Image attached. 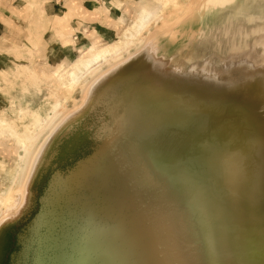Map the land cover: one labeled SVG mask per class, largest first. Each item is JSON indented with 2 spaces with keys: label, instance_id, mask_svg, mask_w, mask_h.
Here are the masks:
<instances>
[{
  "label": "bare ground",
  "instance_id": "1",
  "mask_svg": "<svg viewBox=\"0 0 264 264\" xmlns=\"http://www.w3.org/2000/svg\"><path fill=\"white\" fill-rule=\"evenodd\" d=\"M249 2L225 0L221 3V10L225 16L234 9L246 7ZM148 12L143 11L137 26L125 29L123 36L127 41L121 48L112 44L110 55L104 48L94 50L99 56L95 62L89 55L84 57V70L74 82L81 80L79 88L87 91L85 109L75 112L57 101L52 105L51 113L38 119L35 135L37 138L44 136L45 147L39 154L32 149L16 189L7 187L4 192L10 195L0 199V207L6 204L0 210V220L4 221L0 224V264H9L19 255L21 245L31 231L33 217L42 204L43 194L45 200L57 195V213L62 220L66 195L58 193L61 183L76 175H94L99 171L96 170L98 167H110L115 153L124 157L140 150L153 152L160 162L163 161L166 172L172 174L175 183L170 184L175 189L180 188L178 197L190 220L187 230L194 241L203 239V244L205 242L200 253L206 258V264H264V90L258 88L264 80L248 77L250 74H246L244 67L237 71L226 68L219 80L217 74L196 73L194 69L174 72L157 68L149 74H141L144 72L141 61L151 56L158 43V39L151 37L154 35L152 27L166 19L163 10L152 12V15ZM146 30H151L150 36L147 38V33L144 44L134 47V36ZM151 39H156L157 43ZM103 53L108 57H100ZM104 85L105 89L101 90ZM111 90L118 93L114 100L119 104L117 112H113L115 115L107 122L110 126L95 129L97 122L92 127L90 122L91 113L97 109L93 107L99 102H107L104 93ZM96 91L97 97L94 98ZM148 99H159L164 103L155 112L143 113L137 132L129 135L122 126L131 115L132 102ZM157 114H162V119L157 120ZM9 127L4 119H0L1 131ZM145 130L147 134H144ZM13 134L16 136V131ZM224 151L232 153L243 170L242 183L234 195L214 171V161ZM193 170L199 173L191 177ZM27 182L33 188L31 197ZM155 182L161 185L159 181ZM87 187L81 181L75 190L82 192ZM18 194L20 205L11 213L10 202ZM201 201H211L219 214L215 225L223 234L215 237V242L218 249L226 250L220 262L210 258L208 229L202 225L197 212ZM23 205H26L24 212L21 210L15 215ZM148 205L151 209L152 204ZM141 211L148 213L147 205L141 204ZM66 212L71 214L70 210ZM16 218L20 220L17 222ZM193 218L195 221L191 223ZM177 227H173L175 232ZM27 247L29 250L34 248L33 242ZM178 247L182 250V264H195L197 254L188 251L192 257L183 245ZM173 250L175 252L176 247L161 248L170 264H176L169 253ZM29 259H34V253H29Z\"/></svg>",
  "mask_w": 264,
  "mask_h": 264
},
{
  "label": "rangeland",
  "instance_id": "2",
  "mask_svg": "<svg viewBox=\"0 0 264 264\" xmlns=\"http://www.w3.org/2000/svg\"><path fill=\"white\" fill-rule=\"evenodd\" d=\"M138 1L140 10L134 18L126 20L121 17L123 24L107 37L92 34L93 39L87 37L78 44L74 42L73 55L70 46L62 48L57 45L58 37L65 43L71 42L77 35L69 39L61 31L57 33L51 29L45 32L43 17L37 13L32 14L27 30L21 31L16 27L10 33V42L8 38L3 41L6 43L0 42V119L10 125L8 130H0V199L10 195L4 192L7 187L16 189L32 149L39 154L45 147L44 136L37 138L35 135L39 127L38 119L51 113L52 105L57 101L63 107L76 108L75 112L85 109L87 91L79 88L81 80L74 82L75 77H80L84 70V57L89 55L95 62L99 56L94 50L104 48L108 52L106 54L110 55L113 52L112 44L116 43L121 48L127 41L123 36L125 29L131 25L137 26L143 11H149L151 15L152 12L165 11L166 19L152 27L154 35L151 37L158 39L162 36L169 42L182 44L180 55L189 54L198 61L187 58L182 61L161 60L157 57V40L151 39L157 45L151 56L141 61L144 69L141 74H149L157 68L174 72L194 69L196 73L217 74L219 80V75L223 76L226 68L237 71L244 67L246 74L252 75L248 77L256 76L264 80V0H250L246 7L234 9L225 16L221 10V3L225 0H149L152 2L148 7L142 5L143 0ZM35 26H38L36 30L31 29ZM150 31L136 34L132 39L134 47L143 45ZM163 48L166 49V46ZM172 48V52L179 51L177 46ZM201 54L209 60L202 63L203 59L198 57ZM107 55L103 53L100 57L104 59ZM258 88L264 90V84ZM13 198L9 206L11 213L21 201L19 194ZM5 206L2 205L0 210Z\"/></svg>",
  "mask_w": 264,
  "mask_h": 264
},
{
  "label": "water",
  "instance_id": "3",
  "mask_svg": "<svg viewBox=\"0 0 264 264\" xmlns=\"http://www.w3.org/2000/svg\"><path fill=\"white\" fill-rule=\"evenodd\" d=\"M157 46V57L161 60L182 61L187 58L198 61L195 56L180 55L182 44L169 42L166 37L158 38ZM173 46H177L179 51L172 52ZM203 54L198 56L203 59L202 63L209 60ZM105 86L100 89L104 90ZM96 94L97 91L94 98ZM104 94L107 102L94 105L97 112L93 111L90 115L91 127L97 122L95 129L99 130L110 126L107 122L119 107L114 101L118 98L116 90ZM116 154L112 156L114 162L110 167H98L96 170L99 171L94 175H76L60 184L58 193L66 195L64 208L71 211V214L64 211L62 220L58 218L57 195L45 200L43 194L42 207L33 217L31 231L22 243L19 255L9 264H170L161 253L163 246L176 247L175 252L169 253L176 264H182V250L178 247L181 245L185 251L197 254L195 264H206V258L200 253L205 242L203 244V239L194 241L191 238L187 230L190 220L178 197L180 188L176 190L171 186L170 182L173 184L175 180L172 174L166 172L163 161L160 162L153 152L141 150L124 157ZM197 172L193 170L190 176ZM78 179L88 185L82 192L75 190L81 182ZM155 181L161 185L155 184ZM27 184L31 197L33 188ZM207 203L215 208L211 201ZM141 204L147 205L148 213L141 211ZM148 204H152L154 209L152 206L150 209ZM25 206H20L15 215L21 210L24 212ZM19 218L22 219V215ZM15 220L18 222L20 219ZM193 220L191 223H194ZM215 221H219L217 212ZM176 225L175 232L173 227ZM222 234L216 228L215 237ZM31 241L34 248L29 250L27 245ZM29 253H34L33 260L29 259Z\"/></svg>",
  "mask_w": 264,
  "mask_h": 264
},
{
  "label": "crops",
  "instance_id": "4",
  "mask_svg": "<svg viewBox=\"0 0 264 264\" xmlns=\"http://www.w3.org/2000/svg\"><path fill=\"white\" fill-rule=\"evenodd\" d=\"M151 2L143 0L142 5L148 7ZM139 10L138 0H0V42L7 38L10 42V33L16 27L27 30L32 14L37 13L43 17L45 32L51 29L61 31L69 39L77 35L73 41L65 43L58 37L57 45L62 48L70 46L73 55L74 42L78 44L87 37L93 39L92 34L107 37L123 24L121 17L126 20L134 18Z\"/></svg>",
  "mask_w": 264,
  "mask_h": 264
},
{
  "label": "clouds",
  "instance_id": "5",
  "mask_svg": "<svg viewBox=\"0 0 264 264\" xmlns=\"http://www.w3.org/2000/svg\"><path fill=\"white\" fill-rule=\"evenodd\" d=\"M163 101L159 99H148L144 102L133 101L131 106V115L124 122L122 130L126 131L129 135L137 132V124L145 112H155L162 107ZM156 119H162V114H157ZM147 134V130L145 133ZM214 171L217 174L218 179L222 180L229 188L231 194H235L243 180V170L239 160L227 151L220 153L214 161ZM197 212L201 219V223L208 229V235L210 240V258L218 262L224 259L225 249H218L215 242L216 232V212L205 201L200 202L197 205ZM225 233L227 232V224L225 223Z\"/></svg>",
  "mask_w": 264,
  "mask_h": 264
},
{
  "label": "snow or ice",
  "instance_id": "6",
  "mask_svg": "<svg viewBox=\"0 0 264 264\" xmlns=\"http://www.w3.org/2000/svg\"><path fill=\"white\" fill-rule=\"evenodd\" d=\"M4 221L3 220H0V224H2Z\"/></svg>",
  "mask_w": 264,
  "mask_h": 264
},
{
  "label": "built area",
  "instance_id": "7",
  "mask_svg": "<svg viewBox=\"0 0 264 264\" xmlns=\"http://www.w3.org/2000/svg\"><path fill=\"white\" fill-rule=\"evenodd\" d=\"M76 37H74V39H75Z\"/></svg>",
  "mask_w": 264,
  "mask_h": 264
}]
</instances>
